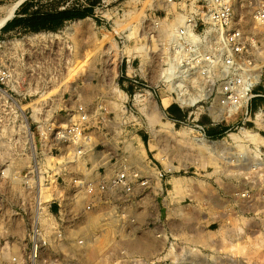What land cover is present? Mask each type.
Wrapping results in <instances>:
<instances>
[{
	"label": "rangeland",
	"instance_id": "374dc122",
	"mask_svg": "<svg viewBox=\"0 0 264 264\" xmlns=\"http://www.w3.org/2000/svg\"><path fill=\"white\" fill-rule=\"evenodd\" d=\"M14 3V16L0 28V42L6 41L0 58L11 69L17 90L28 94L19 99L34 107L49 97L59 108L69 90L75 93L69 103L75 105L89 101L85 94L117 89L118 105L113 106L121 108L136 103L134 95L143 93L145 101L140 97L135 105L143 104L148 111L93 116L95 131L104 121L106 128L117 130L115 140L131 141L164 173L160 183L165 193L158 200L164 219L170 215L166 206L176 207L175 203L197 204L202 214L209 213L214 220L221 212L228 213L236 238L253 244L249 251L245 249L248 257L234 258L235 264H264V66L257 68L255 84L245 83L237 90L241 92L239 99L233 98L236 107L228 112L227 100L215 92L222 83L210 82L207 67L195 69L183 82L167 77L163 60L168 50L163 43L168 40L164 27L156 25L158 18L173 13L165 0H0V18ZM59 11L65 12L64 17L50 24L48 14ZM248 14L245 7L243 16ZM6 100L0 94V264H11L12 247L6 251V244L11 245L13 237L23 239L26 230L16 226L20 212L16 203L26 196L21 179L28 159L19 154L25 133L18 129L20 115L10 112ZM110 101L114 99H105ZM59 116L34 114L33 132L38 126L34 117ZM161 121L171 122L173 130L163 129ZM243 130L257 133L260 139H247ZM202 135L220 141L226 153L216 155L200 147L195 137ZM15 170L18 178L13 177ZM182 213L183 223L192 216L189 211ZM202 214L198 212V219H203ZM112 229L101 232L93 245L96 252L82 258L81 264H131L133 258L114 255L111 248L117 242H110ZM130 237L124 235L126 241L118 242L121 249L142 246ZM55 259L57 264H67L62 256ZM216 262L226 264L221 259Z\"/></svg>",
	"mask_w": 264,
	"mask_h": 264
},
{
	"label": "built area",
	"instance_id": "2783aa9c",
	"mask_svg": "<svg viewBox=\"0 0 264 264\" xmlns=\"http://www.w3.org/2000/svg\"><path fill=\"white\" fill-rule=\"evenodd\" d=\"M165 1L174 8L170 16L157 21L168 40L163 43L168 50L163 60L168 66L167 77L183 82L195 69L207 67L210 82L222 83L215 92L227 100L224 103L232 112L236 107L233 98L240 97L237 90L245 83L255 84L257 68L264 66V0ZM245 7L249 8L246 17ZM5 42L1 41L0 47ZM11 72L0 58V94L10 102V112L20 115L18 129L25 133V140L19 154L28 159V168L21 179L26 196L16 203L20 212L15 214L16 226L23 225L26 230L23 239L13 237L12 244H6V251L12 247L9 262L57 264L55 258L62 256L67 264H81L82 258L96 252L93 245L106 227L113 228L110 242H117L111 248L116 251L114 255L133 258L131 264H156L148 257L154 247L121 249L118 245L126 241L124 235L134 238L136 226L166 239L175 252L170 221L182 219L183 213L180 217L175 207L167 205L170 215L162 217L158 200L165 193L164 173L131 141L115 140L117 130L106 128L104 121L100 120L98 132L93 126V116L148 111L141 107L143 104L140 108L135 105L140 97L145 101V95L136 93V103L118 108L113 106L118 105L117 89L85 94L89 101L75 105L69 103L75 94L69 90L62 107L55 108L49 97L33 107L19 99H26L28 94L17 90ZM108 98L114 101L105 103ZM48 113L60 116L49 120L34 117L38 123L34 133L33 115ZM18 176L16 171L13 177ZM192 218H185L184 223ZM170 260L164 264H196L190 259Z\"/></svg>",
	"mask_w": 264,
	"mask_h": 264
},
{
	"label": "crops",
	"instance_id": "0c3cea01",
	"mask_svg": "<svg viewBox=\"0 0 264 264\" xmlns=\"http://www.w3.org/2000/svg\"><path fill=\"white\" fill-rule=\"evenodd\" d=\"M101 32V27H100ZM174 204V203H173ZM177 214L182 210L191 212L192 219L188 224L181 219H175L170 227L175 234V252L173 248L168 247L166 239L155 237L151 230L144 229L142 226H136L134 234L135 242L142 244V247H154L155 250L148 256L150 260H168L170 258L180 261L190 259L196 264H220L217 259L224 260L226 264L235 262V259H246L248 250L253 244L247 240H239L235 235V227L227 218L228 213L221 212L220 218L214 220L211 214H202L197 204L177 205L174 204ZM207 206H209L207 204ZM209 209V208H207ZM198 212L202 214L203 219H198ZM258 218V217H257ZM244 221V220H243ZM236 233V234H235ZM241 244L242 247H238ZM249 251V250H248ZM247 251V252H248ZM175 253V256L171 254ZM249 253V252H248ZM234 260V261H233Z\"/></svg>",
	"mask_w": 264,
	"mask_h": 264
},
{
	"label": "bare ground",
	"instance_id": "6f19581e",
	"mask_svg": "<svg viewBox=\"0 0 264 264\" xmlns=\"http://www.w3.org/2000/svg\"><path fill=\"white\" fill-rule=\"evenodd\" d=\"M21 1V0H20ZM10 6V5H9ZM16 11V5L14 3V6H10L7 8H5V14L3 15V17L0 18V28L8 21V19L12 18L14 16V13ZM159 24L158 26L162 25L161 23H157ZM103 26L101 27V33L103 31ZM172 31V30H171ZM169 34H170V31H169ZM170 72L173 73V68L170 69ZM68 85V84H67ZM194 100V99H193ZM161 124L160 126L165 129V130H173V127H172V123L171 122H163L161 121ZM161 128V129H162ZM152 131V130H151ZM182 131V130H181ZM183 132V131H182ZM243 135L247 138V139H260L258 134L257 133H254L250 130H243ZM187 133H189L188 131L185 132V134L187 135ZM184 134V133H183ZM182 135V134H181ZM183 136V135H182ZM186 137V136H185ZM234 138H236L234 135H233ZM245 138V139H246ZM243 139V140H245ZM249 139V140H250ZM264 139V138H263ZM195 142H197V144L202 147L203 149H205L206 151L210 152V153H215L216 155H221V153H226V147L223 146V144H221L220 141H211L210 139H208L205 135H202L200 137H195ZM234 140V139H233ZM236 140V139H235ZM262 140V138H261ZM234 142V141H233ZM237 142V141H236ZM239 144V143H238ZM236 145V144H235ZM258 146V145H257ZM155 148V147H154ZM205 151V152H206ZM257 155V154H256ZM157 157H160L157 156ZM162 158V157H161ZM230 158V157H228ZM226 158V159H228ZM160 159V158H159ZM216 159V158H215ZM232 159V158H231ZM237 159V158H236ZM162 160V159H161ZM160 160V161H161ZM239 160V159H238ZM241 160V159H240ZM217 161V159H216ZM242 161V160H241ZM163 162V161H162ZM215 162V161H214ZM219 162V161H217ZM240 162V161H239ZM220 163V162H219ZM222 163V162H221ZM260 163V162H259ZM165 164V163H164ZM263 165V164H262ZM165 166V165H164ZM220 167V166H219ZM223 167V166H222ZM261 167V165H260ZM231 168V167H230ZM242 168V167H241ZM239 169V168H238ZM242 171V170H241Z\"/></svg>",
	"mask_w": 264,
	"mask_h": 264
},
{
	"label": "trees",
	"instance_id": "16d2710c",
	"mask_svg": "<svg viewBox=\"0 0 264 264\" xmlns=\"http://www.w3.org/2000/svg\"><path fill=\"white\" fill-rule=\"evenodd\" d=\"M64 14H65V12L59 11V12H57L56 14H48L47 17L50 19V20H49L50 24H52V23H54V22L52 21V19L54 20V19H56V18H62V17H64ZM39 26H40V24H37L34 28H37V27H39ZM42 27H46V26H42Z\"/></svg>",
	"mask_w": 264,
	"mask_h": 264
}]
</instances>
